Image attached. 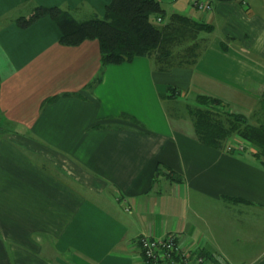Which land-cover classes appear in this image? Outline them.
I'll return each mask as SVG.
<instances>
[{"label":"crops","instance_id":"1","mask_svg":"<svg viewBox=\"0 0 264 264\" xmlns=\"http://www.w3.org/2000/svg\"><path fill=\"white\" fill-rule=\"evenodd\" d=\"M195 1L176 0L173 11L214 30L223 19L226 50L215 38L194 68L169 72L147 58L108 65L89 86L97 41L63 46L50 18L16 20L39 6L86 20L110 0H0V264H140L137 239L168 234L213 264H264V169L248 146L198 142L185 109L206 95L253 113L264 0L214 2L209 12Z\"/></svg>","mask_w":264,"mask_h":264},{"label":"trees","instance_id":"2","mask_svg":"<svg viewBox=\"0 0 264 264\" xmlns=\"http://www.w3.org/2000/svg\"><path fill=\"white\" fill-rule=\"evenodd\" d=\"M164 1L110 0L102 16L92 14L86 20H77L59 7L39 6L28 17L18 18L16 23L21 28H27L48 17L59 29V42L63 46L74 47L87 40L97 41L100 70L89 84L93 86L101 81L108 65L128 63L135 58H147L158 72L194 68L197 65L208 47L206 34L214 31L213 26L190 15L167 12ZM211 1L243 3L246 0ZM221 46L227 49L225 42ZM168 93L169 97L176 98L178 91L169 88ZM56 98L46 100L45 104ZM185 109L198 142L224 150L229 141L239 138L252 149L253 156L264 169V88L250 116L232 112L223 101L206 95L197 96L193 103L186 102ZM122 117L143 129L133 117ZM166 177L183 182L182 176L173 171H168Z\"/></svg>","mask_w":264,"mask_h":264},{"label":"built area","instance_id":"3","mask_svg":"<svg viewBox=\"0 0 264 264\" xmlns=\"http://www.w3.org/2000/svg\"><path fill=\"white\" fill-rule=\"evenodd\" d=\"M175 2L176 0H169ZM211 0H196L194 6L197 10L209 12L212 8ZM160 19H158L159 21ZM246 143L239 138L229 141L225 147L226 152L243 151ZM138 260L140 264H213L198 246L183 248L179 245L176 234L164 237H150L142 235L136 242ZM216 264H225L216 257Z\"/></svg>","mask_w":264,"mask_h":264},{"label":"rangeland","instance_id":"4","mask_svg":"<svg viewBox=\"0 0 264 264\" xmlns=\"http://www.w3.org/2000/svg\"><path fill=\"white\" fill-rule=\"evenodd\" d=\"M163 6H164V8L166 9L167 12H172L173 10L176 9V8H174L175 2H170L168 0L164 1ZM262 11L264 13V9ZM79 19H81V18H79ZM224 24H225V21L223 19H220L215 24V30L212 33H210V34H206V39H207V45L208 46L214 41L215 38H221V39H223V41L225 43H227L230 40V38L228 36H226L225 31L223 29ZM238 43H239V41L234 42V44H238ZM261 63L264 64V61H261ZM169 105L170 104H168L167 108L169 107ZM178 106L179 107L176 108V110L177 111L180 110L181 112H183L184 104L180 103V104H178ZM174 112H176V111H174Z\"/></svg>","mask_w":264,"mask_h":264}]
</instances>
